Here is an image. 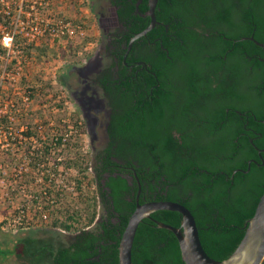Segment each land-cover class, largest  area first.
Returning a JSON list of instances; mask_svg holds the SVG:
<instances>
[{"label":"trees","instance_id":"obj_1","mask_svg":"<svg viewBox=\"0 0 264 264\" xmlns=\"http://www.w3.org/2000/svg\"><path fill=\"white\" fill-rule=\"evenodd\" d=\"M141 1L138 8L143 11L147 3ZM135 2L115 1L124 5L125 21L134 19L131 28L139 30L149 17L134 12ZM155 14L157 20L172 24V38L163 35L168 52L158 42L153 53L141 56L147 68L156 71L161 85L154 90L152 102L140 104L146 94L134 99L129 95L131 82L122 80L117 92L125 91L117 94L112 113L114 131L120 133L119 154L127 159L130 150L135 159L132 184L120 173L107 181L111 187L108 200L112 199L108 203L120 221L108 217L103 230L85 228L97 212L93 191L91 203L84 206L85 221L76 210L50 220L52 226L75 230L71 241L33 235L17 238L14 249L23 264H118L120 235L134 208L138 183L140 201L173 199L189 207L201 243L212 257L225 258L241 239L245 220L253 214L264 189V167L252 164L248 172L237 169L247 166L246 159L253 152L241 132L247 118L240 112L264 116V46L240 37L253 35L264 43V0H157ZM58 80L64 85L63 78ZM33 97L40 100V90ZM249 120L247 125L259 127L251 115ZM41 121H45L43 116ZM31 132L30 128L26 131ZM63 137L55 132L52 139L57 149L62 144L69 148L70 140ZM256 142L264 144V138ZM65 163L81 174L88 171L84 154H69ZM131 190L132 200H128L125 192L131 194ZM153 218L180 225L177 210L158 208L144 216L134 234L132 264H185L176 235L155 226ZM97 253V259L84 262Z\"/></svg>","mask_w":264,"mask_h":264},{"label":"built area","instance_id":"obj_2","mask_svg":"<svg viewBox=\"0 0 264 264\" xmlns=\"http://www.w3.org/2000/svg\"><path fill=\"white\" fill-rule=\"evenodd\" d=\"M67 5L68 0H0V224L7 230L50 220L57 203L65 199L66 189L78 185L70 176H56L72 167L56 154L54 118L41 121L28 115L38 107L33 96L39 84L20 82L34 45L66 48L87 37L83 9L80 6L73 15L67 13ZM7 89L18 93L19 100L10 91L4 93ZM29 128L33 132L27 134ZM62 134L69 139L67 133Z\"/></svg>","mask_w":264,"mask_h":264},{"label":"flooded vegetation","instance_id":"obj_3","mask_svg":"<svg viewBox=\"0 0 264 264\" xmlns=\"http://www.w3.org/2000/svg\"><path fill=\"white\" fill-rule=\"evenodd\" d=\"M115 1L116 0H103V2L99 3L96 14L100 33L96 47L93 51L81 57L66 70L64 81L65 88L75 102L77 109L80 111L82 117L81 123L84 125L85 131L88 134L90 146L88 170L91 173L94 182L93 188L97 199V212L94 220L85 228L95 229L100 227L102 230L103 224L108 220V217L111 218L112 222L117 223L120 221L119 216L116 214L117 212L113 214V209L109 205V203L112 202V199H110V201L108 200L111 198L109 195L111 187L107 181L111 180V175L116 176L120 173L127 178L129 184H132L130 170H134L135 167V159L130 150H128L127 159L119 154L121 150L119 148L120 133L114 131L113 123L111 121L112 113L117 108L115 106L117 104L115 98L117 94L125 91L123 89V91L117 92V85L119 87L122 80L128 79V81L131 82L129 85V87H131L129 89V95H133L135 97L134 99H136L137 96L145 93L147 99L142 100L140 104L152 102L154 90L161 84H159L160 80L157 78L158 75L156 71L147 68L148 63L143 60L141 54L143 52L150 53V51L153 53L155 47H157L156 43L158 42L162 44L163 50L165 49V51L168 52V48L163 44V35L164 33H167L168 36L166 37L172 38V34H170L172 24L170 22H155L145 33L133 37L129 48L126 51L130 38L135 32H139L146 27L151 20V15L149 13H144V15L139 13L148 9L149 0H146L147 7L143 11H140L138 8V4L142 1L139 0L136 4L134 12L139 13L143 17H149V21L139 30L131 28L134 19L129 18L127 22L125 21L126 18H124L123 14L124 5H117ZM156 4L157 0L154 6L155 20H157L155 14ZM119 8L120 12H122V17L118 11ZM163 23H166V29ZM149 31L153 34L149 35ZM109 32H114L116 34L108 35L107 33ZM243 36L240 38H249L254 42L258 41L259 43L256 42L257 44L264 46V43L256 39L253 35ZM124 53L125 62L123 61ZM137 60L142 61L136 63ZM143 70H146V73H143ZM152 78L156 79V82H150ZM122 88H125V84L122 85ZM192 111L194 112V109H192ZM240 115L247 118L245 121L247 123L250 121L249 117L251 115V117L257 121L259 127L255 128L244 123V129L241 132L248 137L253 152L246 159L247 166L245 168L239 167L241 169H237H243L242 171L248 172L251 170L252 164H255L257 168H263L264 149L259 148H264V144H259L256 141L264 138V116H259L253 111L251 113L249 111H241ZM49 137L51 138L50 135ZM258 151L261 157L259 156ZM246 168L247 170H245ZM139 192L140 188L137 193L138 200ZM132 193L133 190H131V194L125 192V197L128 200H132ZM44 229L46 228H43V230ZM68 233L66 240H64L66 242L72 240L76 231H69ZM33 236L43 238L51 237L63 240L57 235L52 236L45 232L40 235L35 233ZM0 264H2V261ZM21 264L23 263L21 262Z\"/></svg>","mask_w":264,"mask_h":264},{"label":"rangeland","instance_id":"obj_4","mask_svg":"<svg viewBox=\"0 0 264 264\" xmlns=\"http://www.w3.org/2000/svg\"><path fill=\"white\" fill-rule=\"evenodd\" d=\"M68 1L69 5L65 7L67 13L76 15L78 13L77 10H80V6L83 9L84 18L89 26L87 37L82 42L67 46L66 48L46 46L44 50H41L45 44L34 45L29 49L25 64L26 75L20 76V82L39 84L38 90H40V100H36L33 103L34 106L38 104V107L29 110L28 115L32 117L38 116V118L42 116L44 118L53 117L56 132L68 134L70 140L69 148H65L64 145H61V149L58 147L56 150V152H58L57 154L61 155L63 158L67 157L69 154H84V158L88 161L90 157V146L88 134L85 131L84 125L81 123L82 117L80 111L77 109L75 102L69 95L65 86L60 84L58 79L63 78L65 81L66 70L96 47L100 33L96 10L99 7V3L103 2V0H81V4H79L80 0H77V2H73V0ZM50 80L52 82H50ZM9 91L10 89H7L4 93ZM42 91L45 92V94H43ZM9 94H11L14 99L19 100L16 96L18 93L13 94L12 91H10ZM57 102H61L62 104L58 105ZM73 113H76L77 115L75 116H78L76 124L73 121L75 120ZM58 172L59 173L56 174L58 179L65 174V178L66 176H70V179H74L78 185L80 183L81 187L79 188L74 184L70 189H66L65 199L57 203L50 220L58 215L63 216L67 211L71 212L76 210L78 214L81 215L82 221H85L88 216V211L84 209V206L86 203H91V194L94 191V182L91 173L88 170L86 174H81V172L77 171L74 167L70 168L68 172ZM50 220L42 222L39 226L18 229L16 231L7 230L0 224V262L2 261V264H21L22 259L17 256L14 244L17 238L25 234L34 235L37 233L40 235L45 232L46 234L52 236L57 235L59 238L66 240L69 234L68 232L75 231L66 230L59 226H52L50 225ZM43 228L46 229L43 230Z\"/></svg>","mask_w":264,"mask_h":264},{"label":"water","instance_id":"obj_5","mask_svg":"<svg viewBox=\"0 0 264 264\" xmlns=\"http://www.w3.org/2000/svg\"><path fill=\"white\" fill-rule=\"evenodd\" d=\"M138 1L139 0H136L135 2V9H136V4ZM155 3H156V0H149V7L147 10H145L144 12H139L137 10L142 15H144V13H149L151 15V20L146 27H144L139 32H135V34L130 38L127 44L126 51L128 50L130 42L133 37L138 36L142 33H145L150 27H152V25L155 22H160L154 19ZM163 24L165 25V29H166V23H163ZM107 34L109 35V34H116V33L109 32ZM125 53L123 55V61H124ZM140 61L142 60H137L136 63ZM130 64H133V63H130ZM263 124H264V119H263ZM259 149H264V148H259ZM258 154H259V151H258ZM247 168L245 170H247ZM200 169H203V168H200ZM218 172H223V171H218ZM138 190H139V184H138L137 193H138ZM137 193L135 197V206L133 210L131 211L130 215L128 216L127 222L120 235V240H119V245H118L119 247L118 264H132L131 249H132L134 234H135L138 222L144 216H150V212L158 208L173 209L179 212V216H180L179 226H175L170 223L162 222L155 218H153V220L157 221V225L155 226L157 227L164 226L168 228L169 230H171L176 235L178 239L179 247H180L181 257L183 261L185 262V264H261L262 260L264 259V189L262 193L259 195V198L255 205L253 214L247 220H245V224H244L245 229H244V233L241 239L239 240L238 244L233 249V251L228 256L222 259H217V258L212 257L204 249L201 243L200 237H199V232H198V227L196 224L195 217L192 211L190 210V208L187 207L184 203L177 201V200H173V199H151V200L140 202L138 200ZM97 255L98 253L93 256L84 258L83 260L84 262H86L88 260L97 259L96 257Z\"/></svg>","mask_w":264,"mask_h":264}]
</instances>
